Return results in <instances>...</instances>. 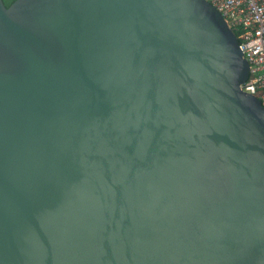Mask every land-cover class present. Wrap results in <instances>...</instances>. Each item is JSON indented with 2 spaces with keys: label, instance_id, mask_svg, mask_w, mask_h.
I'll return each instance as SVG.
<instances>
[{
  "label": "water",
  "instance_id": "water-1",
  "mask_svg": "<svg viewBox=\"0 0 264 264\" xmlns=\"http://www.w3.org/2000/svg\"><path fill=\"white\" fill-rule=\"evenodd\" d=\"M206 0H0V264H264V105Z\"/></svg>",
  "mask_w": 264,
  "mask_h": 264
},
{
  "label": "built area",
  "instance_id": "built-area-1",
  "mask_svg": "<svg viewBox=\"0 0 264 264\" xmlns=\"http://www.w3.org/2000/svg\"><path fill=\"white\" fill-rule=\"evenodd\" d=\"M206 1L237 31L238 48L249 64L248 78L240 87L264 105V0Z\"/></svg>",
  "mask_w": 264,
  "mask_h": 264
},
{
  "label": "trees",
  "instance_id": "trees-1",
  "mask_svg": "<svg viewBox=\"0 0 264 264\" xmlns=\"http://www.w3.org/2000/svg\"><path fill=\"white\" fill-rule=\"evenodd\" d=\"M14 0H3V3L5 6H9ZM234 34L237 35V31L234 29L233 30Z\"/></svg>",
  "mask_w": 264,
  "mask_h": 264
}]
</instances>
